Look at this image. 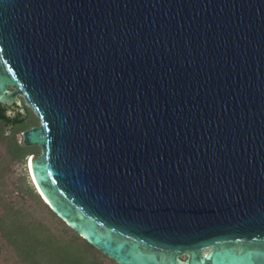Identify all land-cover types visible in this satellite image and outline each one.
Returning <instances> with one entry per match:
<instances>
[{"label":"water","instance_id":"95a60500","mask_svg":"<svg viewBox=\"0 0 264 264\" xmlns=\"http://www.w3.org/2000/svg\"><path fill=\"white\" fill-rule=\"evenodd\" d=\"M15 93L38 196L113 263L264 264V0H0Z\"/></svg>","mask_w":264,"mask_h":264},{"label":"trees","instance_id":"16d2710c","mask_svg":"<svg viewBox=\"0 0 264 264\" xmlns=\"http://www.w3.org/2000/svg\"><path fill=\"white\" fill-rule=\"evenodd\" d=\"M20 97L22 113L0 104V264H115L58 218L16 172L38 151L29 152L19 134L41 122Z\"/></svg>","mask_w":264,"mask_h":264},{"label":"rangeland","instance_id":"374dc122","mask_svg":"<svg viewBox=\"0 0 264 264\" xmlns=\"http://www.w3.org/2000/svg\"><path fill=\"white\" fill-rule=\"evenodd\" d=\"M6 90L8 92L11 91L10 88H7ZM0 104L5 106V107L14 106L20 113H22V110H21L20 107L22 105H25L23 100L21 99L20 95L17 94V93H15L14 96L11 99H2V100H0ZM6 113L9 114L10 112L7 110ZM32 127H38V126H32ZM32 127H30V128H32ZM20 134H19V140L22 141ZM33 147H36V146H28L29 152H33V149H35ZM38 157H39V148H38L37 154L35 153L33 155L25 157L24 163L22 165L18 166L17 169H16V172L20 173L24 177V181H25L26 185L28 187L32 188L34 190V192H36L37 189H36L32 179H31L30 171H29V168H28V162H29L30 158L35 160V159H38Z\"/></svg>","mask_w":264,"mask_h":264},{"label":"bare ground","instance_id":"6f19581e","mask_svg":"<svg viewBox=\"0 0 264 264\" xmlns=\"http://www.w3.org/2000/svg\"><path fill=\"white\" fill-rule=\"evenodd\" d=\"M30 159H31V158H30ZM28 168H29V171H30L31 179H32V181H33V183H34V185H35L37 191L40 193V191L38 190V187H37V185H36V183H35V180H34V178H33L32 172H31V168H30V160H29V162H28ZM40 194H41V193H40ZM42 198H43V197H42Z\"/></svg>","mask_w":264,"mask_h":264}]
</instances>
